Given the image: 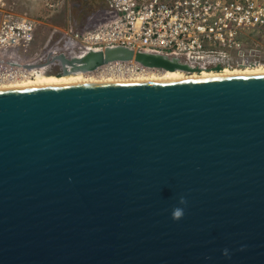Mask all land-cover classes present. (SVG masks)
Segmentation results:
<instances>
[{
    "label": "water",
    "instance_id": "95a60500",
    "mask_svg": "<svg viewBox=\"0 0 264 264\" xmlns=\"http://www.w3.org/2000/svg\"><path fill=\"white\" fill-rule=\"evenodd\" d=\"M0 264H264V72L0 87Z\"/></svg>",
    "mask_w": 264,
    "mask_h": 264
},
{
    "label": "built area",
    "instance_id": "2783aa9c",
    "mask_svg": "<svg viewBox=\"0 0 264 264\" xmlns=\"http://www.w3.org/2000/svg\"><path fill=\"white\" fill-rule=\"evenodd\" d=\"M105 3L97 19H91L83 32L88 49L124 45L177 57L199 68L198 71L233 68L234 53L240 55L246 49V32L264 30V5L257 0H105ZM31 26L32 23L28 25ZM8 31L1 35L4 44H18L24 37L22 32ZM117 63L146 70L131 61H116L100 68Z\"/></svg>",
    "mask_w": 264,
    "mask_h": 264
},
{
    "label": "rangeland",
    "instance_id": "374dc122",
    "mask_svg": "<svg viewBox=\"0 0 264 264\" xmlns=\"http://www.w3.org/2000/svg\"><path fill=\"white\" fill-rule=\"evenodd\" d=\"M257 2L264 5V0ZM105 5V0H0V84L35 78L41 70L65 74L60 59L54 56L84 53L88 49L85 27L91 19H97ZM89 15L92 16L88 20ZM5 30L22 32L24 37L18 44H4L1 35ZM244 42L245 51L234 53L233 68L264 65V30H248ZM100 70L97 68L95 73L99 75L103 72ZM194 72L199 71L188 73Z\"/></svg>",
    "mask_w": 264,
    "mask_h": 264
},
{
    "label": "bare ground",
    "instance_id": "6f19581e",
    "mask_svg": "<svg viewBox=\"0 0 264 264\" xmlns=\"http://www.w3.org/2000/svg\"><path fill=\"white\" fill-rule=\"evenodd\" d=\"M181 61V60H180ZM119 62V61H117ZM131 62L140 64L135 60ZM184 62V61H182ZM113 63V62H111ZM116 63V62H114ZM185 63V62H184ZM142 65V64H140ZM103 66V65H102ZM146 70L137 71L135 67L125 68L123 65L117 63V65L105 66L103 72L99 75L96 74V69L91 72L72 71L67 72L63 75L47 74L40 72L35 75V78H27L18 82H9L7 84H0V87H12V86H24V85H36V84H48V83H61V82H73V81H114V80H133V79H170V78H187V77H198V76H212L221 74H232V73H251V72H264V65H255L247 68H226L221 71L215 70H201L189 74L188 70L184 69H165V68H152L142 65ZM251 66V65H250ZM101 67V66H100ZM37 68V67H36ZM221 69V68H220ZM99 71V70H98ZM101 71V70H100ZM126 71V72H124ZM198 71V70H193ZM26 77V76H25ZM29 77V76H27ZM22 78V77H21ZM17 79V78H16ZM14 80V79H13ZM17 81V80H16ZM1 82V81H0ZM3 83V82H2ZM6 83V82H5Z\"/></svg>",
    "mask_w": 264,
    "mask_h": 264
},
{
    "label": "clouds",
    "instance_id": "9594fccd",
    "mask_svg": "<svg viewBox=\"0 0 264 264\" xmlns=\"http://www.w3.org/2000/svg\"><path fill=\"white\" fill-rule=\"evenodd\" d=\"M187 203V200L185 197L181 196L180 199H179V204L180 205H186ZM184 216V208L182 207H175L173 208L172 210V219L174 221H178L180 219H182ZM224 254L227 255V249L224 250Z\"/></svg>",
    "mask_w": 264,
    "mask_h": 264
},
{
    "label": "crops",
    "instance_id": "0c3cea01",
    "mask_svg": "<svg viewBox=\"0 0 264 264\" xmlns=\"http://www.w3.org/2000/svg\"><path fill=\"white\" fill-rule=\"evenodd\" d=\"M106 4V3H105Z\"/></svg>",
    "mask_w": 264,
    "mask_h": 264
}]
</instances>
